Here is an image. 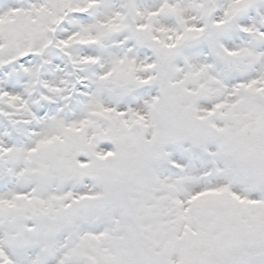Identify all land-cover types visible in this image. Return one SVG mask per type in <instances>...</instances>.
Instances as JSON below:
<instances>
[{"label":"snow or ice","instance_id":"1","mask_svg":"<svg viewBox=\"0 0 264 264\" xmlns=\"http://www.w3.org/2000/svg\"><path fill=\"white\" fill-rule=\"evenodd\" d=\"M0 264H264V0H0Z\"/></svg>","mask_w":264,"mask_h":264}]
</instances>
